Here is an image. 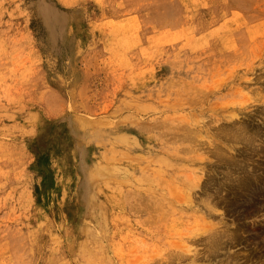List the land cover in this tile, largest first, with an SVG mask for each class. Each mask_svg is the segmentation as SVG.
Returning <instances> with one entry per match:
<instances>
[{"label":"rangeland","instance_id":"1","mask_svg":"<svg viewBox=\"0 0 264 264\" xmlns=\"http://www.w3.org/2000/svg\"><path fill=\"white\" fill-rule=\"evenodd\" d=\"M263 236L264 0H0V264H264Z\"/></svg>","mask_w":264,"mask_h":264},{"label":"bare ground","instance_id":"2","mask_svg":"<svg viewBox=\"0 0 264 264\" xmlns=\"http://www.w3.org/2000/svg\"><path fill=\"white\" fill-rule=\"evenodd\" d=\"M243 126H244V125H243ZM241 127H242V125H241ZM245 127H246V126H244V128H245ZM239 130H240V129H239ZM242 130H243V128H242ZM246 131H248L247 127H246ZM242 132L246 133V132L243 130V131H241L240 134H242ZM233 133H237V131H236V132L234 131ZM238 133H239V132H238ZM238 133H237V134H238ZM248 133H249V131H248ZM237 134H234V135H237ZM237 136L240 138V135H237ZM242 136H243V135H242ZM242 136H241V137H242ZM244 136H245V135H244ZM229 137H230V136H229ZM237 139H238V138H237ZM248 140H249V139H248ZM248 140H247V141H248ZM250 140H251V139H250ZM257 177H258V176H257ZM251 178H252V177H251ZM235 179H236V178H235ZM261 180H262V179H261ZM249 181H250V180H249ZM254 181H255V180L253 179V182H254ZM243 182H244V181H243ZM243 182H242V183H243ZM245 182H246V180H245ZM251 182H252V181H251ZM259 182H260V185H261L262 183H261L260 180H259ZM259 182H258V183H259ZM248 183H250V182H246V184L244 185V187H245L246 189H249V190H250V188H252L254 185L251 187V184H252V183H251L250 185H249ZM255 183H256V181H255ZM255 183H253V184H255ZM256 185H257V184H256ZM260 185H259V186H260ZM238 186H239V185H238ZM239 187H240V186H239ZM241 187H242V186H241ZM241 187H240V188H241ZM241 189H244V188L242 187ZM246 189H244L245 192H246ZM256 189H257V188H256ZM237 190H238V189H237ZM249 190H248V191H249ZM241 191H242V190H241ZM250 191H251V190H250ZM250 191H249V192H250ZM238 192H240V191H238ZM238 192H235V195H236ZM249 192H248V193H249ZM255 195H256V194H255ZM239 198H240V197H239ZM222 201H223V200H222ZM224 201H225V200H224ZM235 201H236V200H235ZM235 201H234V202H235ZM255 203H256V202H255ZM233 205H234V204H233ZM252 205H253V204H252ZM257 214H258V213H257ZM250 215H251V214H250ZM239 218H240V217H239ZM220 232L222 233V231H220ZM226 232H228V231H226ZM226 232L224 231V234H227ZM217 234H218V232H217ZM219 234H220V233H219ZM214 235H215V234H214ZM232 235H233V234H232ZM232 235H231V237H233ZM235 235H236V234H235ZM226 236H227V235H226ZM226 236H225V237H226ZM228 236H229V235H228ZM220 237H221V236H220ZM238 237H239V236H238ZM263 237H264V236H263ZM212 238H213V237H212ZM214 238H215V236H214ZM223 238H224V237H223ZM228 238H229V237H228ZM210 239H211V238H210ZM218 239H221V238H218ZM218 239H217V240H218ZM233 239H234V238H233ZM217 240H216V241L214 240L213 244L219 241V240H218V241H217ZM211 241H212V240H211ZM235 241H236V240H235ZM235 241L233 240V242H235ZM237 241H238V240H237ZM220 242H221V241H220ZM220 242H219V243H220ZM219 243H218V244H219ZM225 243H226V242H225ZM235 243H236V242H235ZM237 243H238V242H237ZM211 244H212V243H211ZM213 244H212V245H213ZM214 245H215V244H214ZM222 245H223V243H222ZM215 246H216V245H215ZM217 246H219V248L216 247V249H220V245H217ZM223 246H224V245H223ZM225 246H226V245H225ZM221 248H222V247H221ZM224 248H225V247H224ZM215 252H216V251H215ZM247 256H248V255H247ZM256 256H257V255H256ZM257 257H258V256H257ZM258 259H259V258H258ZM249 261H250V260H249ZM232 262H233V261H232ZM232 262H231V264H232ZM245 262H246V261H245ZM253 264H254V263H253Z\"/></svg>","mask_w":264,"mask_h":264}]
</instances>
